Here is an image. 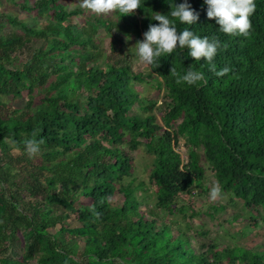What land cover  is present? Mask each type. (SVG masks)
<instances>
[{"label": "trees", "instance_id": "obj_1", "mask_svg": "<svg viewBox=\"0 0 264 264\" xmlns=\"http://www.w3.org/2000/svg\"><path fill=\"white\" fill-rule=\"evenodd\" d=\"M3 2L28 15L0 10V264H264L263 241L195 249L190 224L175 231L199 213L181 193L208 191L204 163L221 186L212 217L236 205L233 220L264 221V0L248 35L221 31L205 0H190L192 25L177 20L226 45L214 58L230 67L223 76L187 47L133 69L136 42L175 0H141L123 15ZM189 67L204 80L177 83ZM33 134L43 137L35 155L23 143ZM139 149L152 157L147 181L135 173Z\"/></svg>", "mask_w": 264, "mask_h": 264}, {"label": "clouds", "instance_id": "obj_2", "mask_svg": "<svg viewBox=\"0 0 264 264\" xmlns=\"http://www.w3.org/2000/svg\"><path fill=\"white\" fill-rule=\"evenodd\" d=\"M207 15L214 17L221 31L234 35H248L252 27L251 13L254 11L255 0H205ZM141 5V0H81V7L91 9L95 13H110L119 10L120 13H132ZM170 14L156 11L154 20L159 23H150L144 32V38L136 42V53L139 58L148 64H156L157 59L166 53H171L178 47H187L190 56L195 60L205 59L218 76H223L231 69L229 66L217 68L214 58L218 50L226 45L218 36L197 34L192 28L185 27L178 31L179 22L192 25L199 19V13L191 6L190 0H175L171 3ZM205 74L194 67L180 75L177 73V83L187 82L189 85L197 84L204 80ZM26 151L35 155L41 150L43 137L37 138L35 134L25 137L23 141ZM221 186L217 182L211 188L213 199L220 193ZM98 214V213H97Z\"/></svg>", "mask_w": 264, "mask_h": 264}, {"label": "rangeland", "instance_id": "obj_3", "mask_svg": "<svg viewBox=\"0 0 264 264\" xmlns=\"http://www.w3.org/2000/svg\"><path fill=\"white\" fill-rule=\"evenodd\" d=\"M66 1L70 8H72L74 5L81 4V0ZM1 9L16 13L18 14L19 18H26L28 15L25 12H20V9L4 3L3 0L0 1V10ZM84 10L86 14L93 12L91 9L84 8ZM37 22H45V19L39 16L37 18ZM102 32H104V30H102ZM109 40L110 38L106 36L105 43H108ZM129 40L131 41L130 44H133L132 39L129 38ZM43 43V41H37L36 46L42 45ZM131 64L133 66V69L137 71L146 72L149 69L148 63L143 62L138 57H135L132 60ZM142 85L143 86L138 85V88L142 90V94L151 95L153 98L158 99L160 104L161 95L157 93L156 89L150 84L142 83ZM156 111L160 116L161 110ZM180 141L181 144L179 145V147H177V149L183 154L186 160V148L183 145L184 138L180 137ZM135 154V173L139 179L147 181L152 157L143 149H139L135 152ZM204 166L206 172L204 183L208 187V191L200 192L198 188H194L191 194L181 193V201L184 203L188 202L192 206L190 207L194 208V210L199 213L193 219L187 221L184 219L187 216H184V218H179L178 224L175 227V231H177L179 228L186 229L188 227L187 223L190 224L191 227L187 229V231L190 237L193 239L192 241L194 246L201 245L202 243H208L210 240H216L219 248L235 242L249 245L255 244L258 241L264 242V221H259L258 224L254 226L250 224L249 220H246L244 218V215H241L237 220H233L231 218L234 213L242 210L240 207H237L236 205H230L227 210L215 212V217H212L208 213L209 211H212L211 208L213 207V205L221 200V194L219 193L215 199L212 198L211 188L215 186L217 181L211 168L206 163H204ZM183 198H186L187 201ZM222 199L224 200V197ZM257 229H262L263 232L258 233ZM242 232H245L246 235H244ZM194 248L197 249L196 246Z\"/></svg>", "mask_w": 264, "mask_h": 264}]
</instances>
